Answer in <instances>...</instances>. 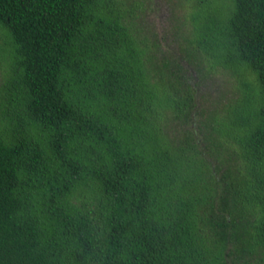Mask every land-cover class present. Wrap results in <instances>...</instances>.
I'll return each instance as SVG.
<instances>
[{
    "label": "trees",
    "instance_id": "1",
    "mask_svg": "<svg viewBox=\"0 0 264 264\" xmlns=\"http://www.w3.org/2000/svg\"><path fill=\"white\" fill-rule=\"evenodd\" d=\"M149 1L0 0V264H264V0Z\"/></svg>",
    "mask_w": 264,
    "mask_h": 264
},
{
    "label": "rangeland",
    "instance_id": "2",
    "mask_svg": "<svg viewBox=\"0 0 264 264\" xmlns=\"http://www.w3.org/2000/svg\"><path fill=\"white\" fill-rule=\"evenodd\" d=\"M148 5V9L142 15L146 25L150 28H153L158 33L162 48H169L175 51L176 54H180L177 48L178 44L173 40V32L178 22L177 19L180 15L184 14V11L187 10V5H183L181 7L178 5V9L175 10L170 7L169 0H150ZM184 27L186 28L187 26ZM191 75V83L195 84L196 82L200 81V84L196 86L197 106L193 110L194 115L199 110L209 111L213 105L227 103V99L233 95L232 92L234 94L238 92L235 86L236 79L234 76L222 71V69L216 73H213V75L207 77L206 79H199L196 76V72H193ZM201 80H204V82ZM195 117L197 118L194 123L200 124L203 117L199 115ZM194 123L191 125H194ZM177 125V123H174L175 128L180 127H177Z\"/></svg>",
    "mask_w": 264,
    "mask_h": 264
}]
</instances>
